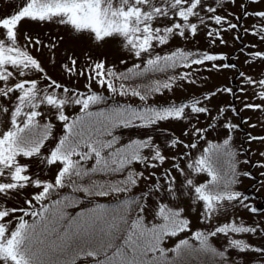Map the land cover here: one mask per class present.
<instances>
[{"label":"snow or ice","instance_id":"obj_1","mask_svg":"<svg viewBox=\"0 0 264 264\" xmlns=\"http://www.w3.org/2000/svg\"><path fill=\"white\" fill-rule=\"evenodd\" d=\"M7 2L16 6L0 17V264H264V211L239 187L256 178L251 169L264 176V0ZM25 20L62 27L68 41L22 35ZM230 41L233 52H216ZM224 71L236 86H210ZM244 124L260 134L236 144ZM201 173L211 179L197 182ZM182 233L198 244L162 246Z\"/></svg>","mask_w":264,"mask_h":264},{"label":"rangeland","instance_id":"obj_2","mask_svg":"<svg viewBox=\"0 0 264 264\" xmlns=\"http://www.w3.org/2000/svg\"><path fill=\"white\" fill-rule=\"evenodd\" d=\"M18 2V0H17ZM16 4L15 3H10L7 2V0H0V17H5L7 16L10 12H12L15 8ZM250 23L249 20L245 19L244 20V24L248 25ZM19 28V32L23 35V34H27L31 37H33L34 39L38 38L40 41H42L44 44H48L52 41H56L59 42V37L64 36L65 41H68V37L65 34V29L62 27H57L54 24H50V23H34V22H30V21H23L21 22V24L18 25ZM197 42H198V47L200 49H205L207 48V44L203 38V36H198L196 38ZM174 44H178L179 41H174ZM244 43L246 45L251 46L253 43H255L254 38L252 35H245L244 37ZM241 45L239 43L235 44L236 48H239ZM189 47H193V45H189ZM216 52L219 54H227V53H231L233 52V47H232V42L230 41V44L228 47H218L216 49ZM238 55V54H237ZM236 56H233L232 59H236ZM112 57H109V60H111ZM242 59V58H241ZM227 62V61H225ZM245 71H258L259 69L257 67H253L252 69H248L246 65L243 66ZM204 75H209V73H204ZM235 76V73L233 71H224L220 74H216V73H212L211 74V79H210V86L211 85H227V86H231V87H235L236 83L239 82V78L237 77L236 80H233V77ZM182 97V93L177 92L176 94V98L180 99ZM154 100H156L159 103H164L167 99H169V94L165 93L163 96L157 95L156 97L153 98ZM231 99V97L229 96H225L222 98V100L220 101L221 103H227L229 100ZM132 102L134 103H139L138 98H133ZM229 115L231 116V113H229ZM242 115L247 119L249 116H252V113L244 111L242 112ZM253 119H255V117H253ZM22 126V125H21ZM57 132L58 134H60V126L57 125L56 126ZM246 132H251L252 135H258L260 134V129L257 128L256 130L251 129L248 124H244L242 129L239 130L238 132H236L234 135L235 137H237L236 139V144H240L241 142L246 140ZM180 133H181V126L180 125H175L174 126V138H180ZM133 138H138L136 136H133ZM254 147V146H253ZM233 151L236 152L237 149L235 148V146L233 147ZM241 159H244L245 157L243 155H241L240 157ZM29 158H24L25 161H27ZM253 161L257 160L258 158L256 156L252 157ZM40 168V166L38 164H33L32 165V170L34 168ZM238 167H242L243 170H247L248 169V165H243L240 166L238 165ZM37 168L35 170H37ZM253 176L256 177L255 179H243L242 183L240 184V190L242 192H244L246 195H248L247 192H249V197L250 199L247 201V203L251 206L257 207L258 210L260 211H264V176H261V170L260 169H251ZM38 173V172H36ZM39 174H37V176H39ZM43 175L45 177L48 176V172L47 169L44 170ZM196 179L197 182H207L208 180L211 179V177H209L207 175V173H201V174H197L196 175ZM29 192L32 191V189H28ZM27 193H25L24 195H26ZM103 199V198H102ZM106 200V199H103ZM19 205H24V201L23 199H19L18 203L13 202L10 204V207H16ZM182 207H185V205H181ZM3 206L0 205V208H2ZM186 214L190 217V223L192 225V230H203L200 227V223H198L197 220V215L196 212L192 209H187L186 208ZM239 217L243 218L244 220L251 222V220L253 219L252 216L249 215L248 212L244 211V210H240L239 212ZM240 235V234H237ZM180 239H189L190 243H194V244H198V242H196L194 240V237H190L188 235V233H182V234H178L177 237H174L170 240H167L166 242H164V244L162 245L165 249H172L175 247V245L177 243H179ZM262 241L258 240V239H253L252 243L253 244H258L261 243ZM212 243L219 247L220 245V241L219 240H214L212 241ZM175 256V253H169L168 254V259L172 260L173 257ZM197 258L196 257H192V260L190 261V264H196Z\"/></svg>","mask_w":264,"mask_h":264},{"label":"trees","instance_id":"obj_3","mask_svg":"<svg viewBox=\"0 0 264 264\" xmlns=\"http://www.w3.org/2000/svg\"><path fill=\"white\" fill-rule=\"evenodd\" d=\"M37 168V167H36ZM36 168H34L32 171H34V172H38V173H36V174H39L40 173V168H37V170H35ZM99 202H103V203H106V204H108L109 205V207L111 208L112 206H114V204L116 203L115 201H110V200H103V199H101V201H99ZM10 206V205H9ZM24 206V205H23ZM22 205H19V206H16V207H23ZM87 207H91V205H86ZM81 209H80V206L78 205V206H76V208L75 209H69V211L70 212H72V214H75V212L76 211H80ZM26 219H28L29 220V222L31 223L32 222V219L33 218H31V217H26Z\"/></svg>","mask_w":264,"mask_h":264}]
</instances>
